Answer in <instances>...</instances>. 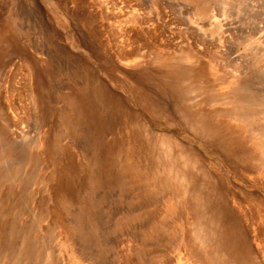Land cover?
I'll return each mask as SVG.
<instances>
[{
    "label": "rangeland",
    "instance_id": "obj_1",
    "mask_svg": "<svg viewBox=\"0 0 264 264\" xmlns=\"http://www.w3.org/2000/svg\"><path fill=\"white\" fill-rule=\"evenodd\" d=\"M209 18L217 20L218 28L213 26L216 20L213 23ZM213 31L219 37L225 33L222 41L216 42L219 37H214ZM121 48L129 50L127 57L139 62L137 67L123 63ZM98 51L100 56L95 54ZM181 53L190 69L188 78L175 74L173 80H186V88L199 85V90L204 86L211 89L202 91L199 98L222 96L212 105L199 102V111L230 109L231 103L223 102V97L229 86L238 83L244 93L252 94L254 108H264V0H0V264H208L184 243L193 237L194 218L187 196L180 198L178 209L163 191V182L153 184L156 190L126 179L123 189L114 186L113 180L107 182L101 163L106 134L103 139L95 136L87 121L66 109L68 89L76 80L83 82L80 77L88 62L96 70L100 59L108 65L109 78L114 79L133 71L144 76V68L157 70L164 56ZM81 63H85L84 69ZM114 90L127 99L123 85ZM157 90L159 102L171 112L159 116L166 122L160 124L166 126L164 134L188 146L205 168L219 166L226 171L228 186L245 187L263 197L260 190L255 191L225 168L220 151L209 145L208 138L184 125L181 113H174L171 99ZM65 114L72 116L70 123ZM255 117L253 124H260L261 119ZM139 118L148 128L156 129L144 115ZM218 119L225 133L242 126L234 117L219 115ZM222 121L229 125L225 128ZM217 124L207 130L209 135ZM235 135L244 143L248 134L238 131ZM258 142V137L248 141L253 146ZM67 184L77 192L71 197L57 195L56 187L62 191ZM162 213L167 217L165 228L156 230L154 223ZM240 223L245 225L244 218ZM254 227L257 235L252 237L254 228L251 234L245 233L246 240L251 239L250 249L226 245L220 233L219 260L264 264V221ZM210 243L213 239L206 243L207 251ZM34 251L40 254L33 255ZM40 257H45L43 263Z\"/></svg>",
    "mask_w": 264,
    "mask_h": 264
},
{
    "label": "bare ground",
    "instance_id": "obj_2",
    "mask_svg": "<svg viewBox=\"0 0 264 264\" xmlns=\"http://www.w3.org/2000/svg\"><path fill=\"white\" fill-rule=\"evenodd\" d=\"M206 10L207 9H205V11ZM204 14L206 16L208 15V13L203 12V15ZM210 20L213 22V20L216 19L214 18ZM216 23L217 20L215 24L212 25L215 26ZM27 25L24 28H28ZM217 25L219 26V23ZM218 26L216 28H218ZM224 29H227V27ZM220 30H222L221 27ZM216 32H214V34L212 33V35H214V37H219L220 34L215 36ZM223 34H224L223 36L219 37L221 40L218 38L219 40L217 39L216 42L222 41V38L225 36V33ZM121 44H123V41ZM126 45L127 44L125 43L124 45H122V47L125 48ZM124 48L123 49L121 48L122 50L119 51V54L121 55V58L124 61L123 63L137 67L139 62H137L136 60L131 61L130 58L128 59L127 55L129 54L127 52L129 50H126L127 48L126 49ZM130 50H134L133 45H131ZM92 53L93 55L98 54L100 56L99 51L98 53L95 52V54L94 52ZM185 60H186V55H184L183 53L175 54L173 56H164L161 59V62L157 66L159 67V69L155 70L154 68H150V67L144 68V72H145L144 76H142L140 72L133 71L130 73L128 72L125 73L126 75H124V78L114 77V79L109 78L110 75H109L108 65L104 62L101 63L100 59L98 63L99 65L97 64L98 66L96 70L88 62L86 65V71L83 70L84 73H82V77L79 76L81 80L83 78L82 80L83 82L76 80L68 89L67 93H69V95L67 94L65 96L66 105L68 106L66 107V109L67 111H69L70 115L72 116L76 115L77 117L87 121L90 125L89 131L93 132L95 136L102 137L103 139L102 135L106 134V139L104 140L102 146L103 159L101 160L102 161L101 163L103 164L102 167H104L105 165L106 168L103 179H105L107 182L113 180L115 183L114 186H120L122 187L121 189H123L122 185L123 182H125L124 181L125 179L131 181V183H133L134 181L139 185L140 183H143L148 189H152V190H156L155 187H153L154 186L153 184H156L158 182H163L162 184L163 191L166 192V194L172 200V204H174L178 209H179V204L181 203L180 198L187 196V198L191 202L190 210L189 209L188 210L190 211V213H192L191 216H193L194 221H193V229H192L193 237L192 239L184 240L185 245L196 250L199 253L202 260H204L208 264H227V262L224 263L219 260L220 254L219 256L217 255L218 246H222V239H223L222 237L224 236L223 243H226V245L230 244L232 248H238L242 245H245L247 249H250L251 239L250 241L246 240L245 233L247 230L251 234L252 232L251 230L252 228H254L252 237L257 235L255 233L256 230L254 226L255 225L258 226V221H264V196L263 197L258 196L255 192H253L252 190H247L245 187L228 186V184L225 181V177L227 174L223 173L226 171H223V169H221L219 166L218 167L216 166L215 169L205 168L203 165H201L203 163H201L200 157L199 160L198 159L195 160L196 156L193 154V151L188 146L178 142V140L177 141L173 140L170 138V136L164 134V130L166 129V126L165 125L162 126L160 124H163L165 121L162 123L159 119V116L165 114L167 115L168 112H169L168 115H170L171 112L170 110L168 111V109L166 110L161 104V102H159V92L157 89H161L163 91V94H165L167 97L171 99V101L176 107V111H174V113L177 112V110H178L177 113H181L179 116H181L182 119L181 118L180 119L183 120V122L185 123L184 125L187 126L189 125L191 129L194 131L193 133L199 135V137L205 136L206 138H208L207 140L209 145L220 151L222 155L220 159L221 163L225 164V168L231 171L233 173V176L235 175V177L237 178L240 179L242 178L244 180L243 182L244 184H247L249 187H254L255 191L260 190L263 194H264V152H262L263 151L262 149H264V108L261 109L254 108L252 103V98H253L252 94H250V91L248 89L247 90L249 91L248 92L249 94L244 93L243 91L244 87L238 85L239 84L238 83L229 86L227 89L229 91L226 92L223 97L224 100L223 102L228 101L231 103L230 109H226L223 111L221 110L218 111L216 109L214 110L205 109V111L203 112L199 111V108H196V105H198L199 102H204L207 104L215 103V101L220 100L222 96L219 97V95L213 94L214 95L213 97L216 96V98H203V97L199 98L200 93L203 92L207 93L211 89L207 86L206 87L204 86L205 88L203 87V89L201 88L202 90H199V85L189 86L186 88L187 84H185L186 80L184 79L175 82L173 80L175 78V74L176 75L179 74L178 76L179 78H185V79L188 78V72L190 69L188 66L184 64ZM81 64L83 66L85 63H81ZM84 68L85 66H83V69ZM153 71L156 72V74L152 75L151 73H153ZM99 75L103 76V78H101ZM115 85L118 88H120V86L123 85V87L128 92L127 99L123 98V96L117 93V91L115 92L114 90L116 89ZM230 93H232L233 95L230 96L231 95ZM65 115L68 118L66 120H68V122L70 123L71 121L70 118L72 116L68 114ZM139 115L141 117H143L144 115L149 121H151L152 125L156 129L154 130L151 129L150 127L148 128L147 126H145L142 123V121H140ZM177 115L175 114V117ZM219 115H222L223 117L224 116L234 117L242 122V126L236 125V127L231 132H229L230 130L226 129L228 132L225 133V129L223 128L224 126H222L221 124L220 125L217 124V122L219 123L220 121V119H218ZM255 116L259 117V120L261 119V123L258 125L253 124L254 122H256ZM223 122L224 121H222L221 123ZM258 122L259 121H257V123ZM145 124L147 125L148 123L146 122ZM215 124L219 126L218 127L216 126L215 127L216 129L214 130L215 132L211 134L215 133L216 135H211V134L209 135L210 131L208 132L207 130L211 129L212 128L211 126L212 125L214 126ZM224 125L226 128V125L229 124L224 122ZM188 129L190 130V128ZM156 130H162V131H156ZM238 131L240 133L241 131L242 132L244 131V133L246 132L248 134L246 139L244 140L245 144L243 143V141L236 140L237 137L235 133H237ZM55 134L57 136V133ZM254 137L255 138L258 137L259 142L254 143L253 146L252 144L248 143V141L250 139H253ZM80 146L82 145L80 144ZM87 149L85 150L87 151ZM257 150H261V152H258ZM93 164L94 163H92V165ZM81 167H83V165L80 164L79 168L81 169ZM74 180L75 179L73 178L70 182H74ZM150 180L153 182L152 184L150 183ZM188 185L192 188L191 190H189ZM64 188L65 190H63ZM64 188L61 191V188L56 187L57 195H61V196L65 195L71 197V195L77 192V191L75 192V189L73 187L68 186V184L64 186ZM113 198H115V194ZM228 199H232L231 204L230 202H228ZM89 202H91V199ZM73 206L74 205H72V207ZM80 208L81 205L79 209ZM57 209L58 208H56V210ZM129 211H132V209H130ZM74 214L73 216H75ZM76 217L77 215L75 216V219ZM161 217L162 218H159L157 222L154 223V228L156 230L158 227H162V226L163 228H165L167 217H165V214L163 213ZM242 218H244V224H245L244 226H242L240 223ZM74 226L76 227V225ZM216 232L218 236L220 233L221 234L223 233V236L221 237L220 234V237L216 239L215 237L210 238L211 234H215ZM211 239H213V243L210 244L213 248L211 247V250L207 251L208 247L206 248L205 245L208 241H211ZM45 244L46 243L44 242V245ZM18 245L20 244L18 243ZM38 246L41 247L43 245L38 244ZM101 246L103 247V245ZM22 247L23 246H21V248ZM34 247L35 246H33L32 248ZM28 248L26 250H28ZM42 248H44V246ZM224 248H222V251ZM227 248L230 249V247ZM39 250H41V248ZM45 252L42 253L45 254ZM51 252L49 250V255ZM226 252L225 254H227ZM29 254L32 253L29 252ZM34 254L37 253L34 251L33 255ZM19 255L22 256V253L20 252ZM40 258L44 259L45 257H40ZM228 258L226 260H231V258L230 259ZM244 260L243 262H246V260L245 261ZM247 260L250 261L249 258ZM44 261L45 259L42 260V263ZM54 263L55 262L53 261V264Z\"/></svg>",
    "mask_w": 264,
    "mask_h": 264
}]
</instances>
